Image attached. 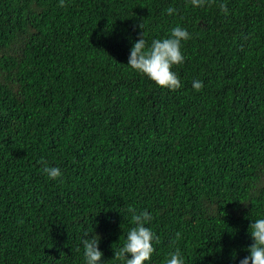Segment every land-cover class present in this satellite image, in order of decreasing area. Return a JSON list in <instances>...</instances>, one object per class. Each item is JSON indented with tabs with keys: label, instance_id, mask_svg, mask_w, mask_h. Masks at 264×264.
<instances>
[{
	"label": "trees",
	"instance_id": "1",
	"mask_svg": "<svg viewBox=\"0 0 264 264\" xmlns=\"http://www.w3.org/2000/svg\"><path fill=\"white\" fill-rule=\"evenodd\" d=\"M59 4L0 0V264H87L93 235L125 264L129 208L152 216L145 264H240L264 219V0ZM177 26L171 91L127 63Z\"/></svg>",
	"mask_w": 264,
	"mask_h": 264
},
{
	"label": "clouds",
	"instance_id": "2",
	"mask_svg": "<svg viewBox=\"0 0 264 264\" xmlns=\"http://www.w3.org/2000/svg\"><path fill=\"white\" fill-rule=\"evenodd\" d=\"M212 0H190V3L195 7H203L206 3H211ZM60 7L64 6V0H60ZM221 11L227 15L228 9L225 4L220 5ZM168 15H174L176 9L169 7ZM190 39L189 33L177 26L171 30V35L168 38L153 40L151 46H146V41L139 38L130 49L127 65L134 71L147 76L160 88H166L175 91L181 87V82L174 72L173 66L181 65L185 57L181 52V42ZM192 87L196 91L203 88L202 81H193ZM43 171L50 179H58L62 176L61 170L58 167H49L46 162ZM132 213V221L135 227H132L126 237L124 245L116 252L114 258L125 261V264H145L151 259L154 248L152 241L158 239L155 237L152 230L145 225L150 223L152 216L147 212L137 213L134 209L128 210ZM249 234L253 243L248 249L249 255L240 260V264H264V219H257L249 225ZM85 236H88L85 233ZM180 238V233L176 234V239ZM100 238L97 235L91 236L82 240L84 248V256L87 264H99L103 253L98 249ZM170 258L166 264H184L179 249L170 253ZM131 257V258H128Z\"/></svg>",
	"mask_w": 264,
	"mask_h": 264
}]
</instances>
